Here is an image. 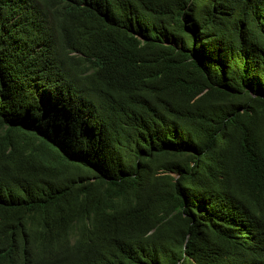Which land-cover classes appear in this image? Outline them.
<instances>
[{
    "label": "trees",
    "instance_id": "1",
    "mask_svg": "<svg viewBox=\"0 0 264 264\" xmlns=\"http://www.w3.org/2000/svg\"><path fill=\"white\" fill-rule=\"evenodd\" d=\"M0 264H264V0H0Z\"/></svg>",
    "mask_w": 264,
    "mask_h": 264
}]
</instances>
